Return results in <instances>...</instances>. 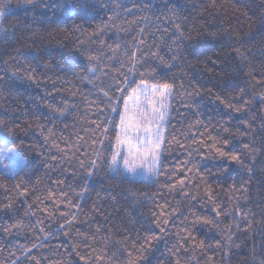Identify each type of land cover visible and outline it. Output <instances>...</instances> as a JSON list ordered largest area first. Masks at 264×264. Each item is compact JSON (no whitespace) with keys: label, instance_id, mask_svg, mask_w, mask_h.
<instances>
[{"label":"snow or ice","instance_id":"snow-or-ice-1","mask_svg":"<svg viewBox=\"0 0 264 264\" xmlns=\"http://www.w3.org/2000/svg\"><path fill=\"white\" fill-rule=\"evenodd\" d=\"M109 3L110 0H83V2L81 0H0V40L4 43L16 41V33L22 26L21 17L18 15L20 11L27 14L37 8H43L52 14V19L47 22L59 26L66 24L69 19H75L71 14L73 9L76 10V16L83 20L86 15H98L101 8L108 9ZM262 6H264V0H262ZM151 7L150 4L145 3L135 10L124 8L121 11L120 5L117 4L111 9L112 14L108 16V23L101 22L94 30V35H100L108 30L110 23L112 28L117 29V36L113 42L107 43L100 40L99 47L95 51L78 48L77 51L81 56L86 57L87 63L79 62L77 66L80 70L75 72L71 68L62 69L73 78L90 84L95 93L94 98L89 100L92 108L98 109L99 113L97 119L91 121L94 127L91 128L92 144L90 147L94 156H88V153H85V156H88L87 162L84 159L79 161L80 168L83 170V182L76 195L80 202L73 203L67 198L68 193L57 194L49 190L46 199H51L53 204L57 205L52 208L51 212L47 207H41L44 200L39 197L35 198L34 203H28L25 199L23 201L26 205L24 215L30 218L29 221L20 219L10 226H0V232L3 233H11L15 229L17 234L21 231L33 234V239L29 243L13 244L15 250H10V256L14 257L11 264H23L24 261L42 264L43 256L38 258L32 255L33 250L50 246L49 242L61 235L72 242V251L80 257L83 264H151L150 254L154 251L156 244L165 238L164 234L169 231L168 217L177 209L171 206L166 208L164 204H159L160 211H153L154 218L151 223L159 230V234L149 232L143 236L137 234L135 238L129 235L121 237L122 230L111 226L107 228L97 226L94 232L82 233L75 228V223L79 220L82 203L89 192V181L93 177L106 169L109 179L128 185L130 191L138 182V177L139 182L154 180L157 184L162 173L172 178L173 174L166 170L163 162V157L170 147V139L175 140L180 148H185L186 159L181 162L185 175L194 172L206 185L208 183L206 173L201 174L198 164L191 158L193 153L199 155L201 148L207 150L204 155H201L202 160L211 156L212 159L221 162L217 167L218 177H225L232 165L241 170L246 169L251 174L257 153L264 154V118L257 126L252 119L239 115L249 112L254 105L264 110V64L257 74L255 66L250 61L252 48L245 49V45H249L253 38L251 31L241 32L230 25H225L217 32L205 28L203 24L199 27L193 24L186 30L185 22L189 19L195 20V17H191V13L181 16L175 8H167L166 5L167 11L173 14L172 16L165 15L164 19L173 25L175 30L169 62L165 61L158 52L146 53L140 47L144 43L145 30L150 27L148 16L139 17L144 20V27H140L135 19L126 21L127 16L136 17L140 11L151 9ZM176 7L180 6L176 5ZM208 7L216 8L218 5L215 0H212ZM206 10L207 8L202 9L198 15L202 17ZM81 11L86 15H81ZM243 15L248 17L247 12ZM122 16L125 17L124 21L121 19ZM248 20L249 29H252L257 22L252 21L251 17H248ZM118 21L121 24L123 22L136 23L139 28L135 35L140 39L136 41L133 38L131 47L120 37L119 32L121 30L128 32V29L117 28ZM33 23H35V18ZM258 23L261 31L257 34V43L264 52V14H261ZM77 30L82 33L84 31L79 27L73 28V31ZM164 31L168 29L165 28ZM221 34L227 35L232 51L235 53V57L229 58L230 61L238 60V63H225L219 56H209L203 50V46L193 45L186 52L182 51L184 41H191L194 36L203 37L206 41H215ZM16 52L17 57L22 58L27 67L21 66L19 59L14 58L16 59L15 70L10 71L8 67L0 70V82H7V77L9 80H27L38 83L36 67L30 63L27 53L22 49H17ZM148 55L155 56L169 69L186 62L192 67L201 65L203 70L210 74V86L191 79L188 88H185L183 83L179 85L181 105L191 110L195 116L194 120L188 122L189 132L184 140H180L177 135L169 132V129L173 127L171 112L177 96L175 91L177 85L174 81L170 82L166 78L158 77L155 67L147 71L141 70V66L147 62ZM3 63L7 65L8 61ZM240 73L248 77V83L253 88L254 94L249 95L247 88L235 83ZM229 89L234 90L229 91ZM256 89H259L258 95L255 94ZM205 98L211 99L218 107L223 106L225 113L222 115L226 118L215 123L211 119L205 122L201 118L203 113L200 111V103ZM84 99L88 100V97ZM45 107L48 109L47 113L37 117L34 122H27L25 129H21L19 124L14 125L5 119H0V168L5 170L0 180L17 181L13 184L17 197L28 196L29 186L22 181L21 173L36 163L29 155L30 152L35 151V148L32 145H26L25 141L20 138L19 132L34 126L44 137L45 142H51L53 147L59 149L54 139L56 123H65L70 116L73 119L77 118L74 115L77 105L67 101H61L59 104L49 102L45 104ZM105 110L109 113L107 116L103 115ZM85 115L88 113L85 112ZM101 116H103L102 119ZM42 119L51 124V127L42 123ZM234 119L238 121L235 126L231 124ZM65 127H67L66 123ZM181 134H183V129ZM250 134L251 140L242 142L243 152L240 148L230 147L231 141L235 138L248 137ZM258 136L261 140L259 147L256 145ZM77 139L80 137L77 136ZM189 139L191 145L196 146L195 148L187 145ZM60 151L63 150L60 149ZM37 154L43 156L42 152ZM246 156L252 159V165L246 160ZM51 159L57 158L53 156ZM43 162L46 167L49 166L47 157ZM56 183L60 184L62 181H56ZM179 183L183 186L181 193L186 199H197L196 195L188 190L184 179H180ZM0 187L8 190L6 184L0 183ZM164 187H174V184H165ZM238 190L243 193L245 189ZM205 192L207 200L212 202V211L215 216L195 213L184 216L181 228L176 232L177 239L168 248L171 254L168 264H188L189 260H195V264H199V260L196 259L197 255H203L205 264H211L212 257L207 255L211 245L204 239H198L196 233L198 226L209 230L217 229L222 236V240L216 242L217 248L226 247L229 250L234 243V230L235 232L241 231V225L246 221L247 227H251L247 212H242L238 204H233L231 209H224L214 200L211 185L205 188ZM59 197H65V199L61 200ZM132 197L136 199L135 193H132ZM13 199L9 197L7 202H0V213L7 214L16 211ZM60 204L64 205V209L75 208L77 211H65L58 207ZM37 212L44 213L45 217L58 219L55 231L50 230V225L45 224L44 217H37ZM57 212H59V217L56 216ZM222 216H231L232 221L225 224L220 219ZM32 217L37 218L32 221ZM80 237L83 239H79ZM82 247L87 250L82 252ZM224 254L227 255V252ZM51 264H64V262L57 260L52 261ZM261 264H264V261Z\"/></svg>","mask_w":264,"mask_h":264},{"label":"trees","instance_id":"trees-1","mask_svg":"<svg viewBox=\"0 0 264 264\" xmlns=\"http://www.w3.org/2000/svg\"><path fill=\"white\" fill-rule=\"evenodd\" d=\"M215 2L218 5L216 8L208 7L212 0H110L109 8H101L98 15L87 16L81 11V15H86L83 20L76 16V10L73 9L71 14L75 19H69L66 24L59 26L47 22L52 19V14L43 8H37L27 14L23 11L18 13L21 17L22 26L16 33V41L4 43L0 40V70L4 67H8L10 71L15 70L16 59L14 58H18L16 50L22 49L27 53L30 63L36 67L38 83L27 80H9L7 77V82H0V119H5L14 125L19 124L21 129H25L27 122H34L37 117L47 113L46 103L59 104L61 101L77 105V111L74 113L77 118L73 119L70 116L65 122L67 127H65V123H56L54 139L59 145V149L53 147L51 142H45L44 137L34 126L19 132L20 138L25 141L26 145H32L35 148V151L30 152L29 155L36 163L21 173L22 181L29 186L27 197L16 196L13 184L17 181L0 180V183L6 184L8 188L6 191L0 187V202H7L9 197H12L16 209L15 212L0 213V226H10L20 219L29 221L30 218L24 215L26 205L23 201L25 199L28 203H34L35 198L39 197L44 200L41 207H47L51 212L52 208L57 207V205H54L51 199H46L49 190L57 194L60 192L68 193L67 198L71 199L73 203L80 202L76 195L83 182V170L80 168L79 161L84 159L87 162L88 156H94L90 147L92 144L91 128L94 127L91 121L96 120L99 113L98 109H93L89 103V100L95 96L92 86L87 82L73 78L72 75L62 71V69L71 68L75 72L80 70L77 66L79 62L87 63L86 57L81 56L77 51L78 48L95 51L99 47L100 40L107 43L113 42L117 36V29L112 28L110 23L108 30L100 35H94V30L101 22L108 23V16L112 14L111 9L117 4L120 5L121 11L124 8L135 10L145 3L152 6L151 9L140 11L136 17L127 16L126 21L135 19L140 27H144L145 22L139 17L148 16L150 18L148 21L150 27L145 30L144 43L140 47L146 53L158 52L165 61H169L172 54L170 47L175 39L174 26L164 19L165 15L172 16L173 14L167 11V8H175V11L181 16L191 13V17H195V20L189 19L185 22L186 30L191 28L193 24L197 27L203 24L205 28L217 32L225 25H230L241 32L251 31L253 38L249 45H245V49L252 48L250 61L259 74L261 66L264 64V52L257 43V34L261 31L258 22L261 14H264L262 0H215ZM176 5L180 7H176ZM205 8L207 10L200 17L198 13ZM245 12L248 13V17H251L252 21L257 22L252 29H249L248 17L243 15ZM34 18L35 23H33ZM121 19L124 21L125 17L122 16ZM74 27L83 29V33L78 30L73 31ZM117 28L128 29V32L121 30L119 35L130 47L133 38L139 41L140 37L135 35L139 31L136 23L123 22L121 24L118 21ZM165 28L168 31H164ZM193 45L203 46L207 55L219 56L225 63H238V60L230 61L229 59L235 57V53L232 51L231 42L225 34H221L215 41H206L203 37L194 36L191 41H184L182 51L186 52ZM18 59L21 66L27 67L22 58ZM4 61H8V64L4 65ZM153 67H155L158 77L166 78L170 82L174 81L177 85L175 89L177 96L171 112L173 127L169 129V132L177 135L180 140H184L189 132L188 122L194 120L195 116L191 110L181 105L179 85L183 83L184 87L188 88L191 79L194 82L198 81L200 84H209L210 86V74L203 70L201 65L192 67L188 66L186 62L169 69L165 64L160 63L155 56L148 55L147 62L141 66V70L147 71ZM235 83L240 87L247 88L249 95L254 94L253 88L248 83V77L243 73L237 76ZM232 90L234 89H229V91ZM71 93L76 94L72 95ZM255 94H259V89H256ZM86 96L88 100L84 99ZM200 111L203 113L201 118L205 122L211 119L215 123L226 118L222 115L225 113L223 106L218 107L215 102L208 98L200 103ZM85 112L88 115H85ZM108 114L105 110L103 115L107 116ZM239 115L247 116L259 126L260 120L264 118V110L258 105H254L249 112ZM102 118L103 116H101ZM41 122L51 127V124H48L46 120L42 119ZM237 123L238 121L235 119L231 121L233 126ZM182 129L183 134H181ZM77 136L80 139H77ZM251 138V134L248 137H237L231 141L230 147L240 148L243 152L242 142H248ZM260 144L261 140L258 136L257 147ZM187 145L192 148L196 147L191 145L190 139ZM77 146H79V150H77ZM206 151V148H201L200 154L193 153L191 158L198 164L200 173H206L207 185L201 182L199 176L195 175L194 172L185 175L181 167V162L186 159L185 148H180L176 141L171 139L169 150L165 153L163 162L166 170L173 174L172 178L162 173L158 184L154 181L139 182L137 180L135 187L130 191L128 185L109 179L107 170L104 169L89 181V192L82 203L79 220L75 223V228L82 233H87L94 232L97 226L104 228L111 226L114 229L122 230L121 237L129 235L132 238H135L137 234L143 236L149 232L159 234V230L151 223L154 218L153 211H160L159 204H164L166 208L171 206L177 211L168 217L169 224L167 227L169 231L164 234L165 238L156 244L149 257L151 264H168L171 258L168 248L177 239L176 232L180 230L184 216L190 213L215 216L212 211V202L207 200L205 192V188L211 185L214 200L222 208L231 209L233 204H238L242 212H247L248 221L251 222L250 228L247 227L246 221L241 225V231L235 232L234 230V243L230 250L226 247L217 248L216 242L222 240L217 229L209 230L205 227H197L198 239H204L206 243L211 245L207 251V255L212 257L211 264H261L264 261V154L257 153L251 174L246 169L241 170L232 165L225 177H218L216 172L221 162L212 159L211 156L202 160L201 155H204ZM40 152L43 153V156L37 154ZM85 153H88V156H85ZM53 156L57 159L52 160L51 157ZM45 157H47L48 167L43 162ZM245 158L250 165L253 164L250 157L246 156ZM3 175L4 173L0 171V177ZM180 179L185 180L188 190L196 195V200L186 199L182 195L183 186L179 183ZM56 181H62V183L57 184ZM165 184H174V187H164ZM241 188L245 189L243 193L238 190ZM132 193L136 195L135 200ZM59 199L63 200L65 197H59ZM58 207L64 209L63 204L58 205ZM64 210L77 211L75 208ZM56 216L59 217V212L56 213ZM37 217H44L45 224L50 225L52 231H55L58 226V219L50 216L45 217V214L41 212H37ZM37 217H32L31 220L34 221ZM220 219L225 224L232 221L231 216H222ZM32 239L33 234L31 232L21 231L17 234L15 229L11 233L0 232V262L11 264L14 257L10 256V250H15L13 244H27ZM79 239H83V237ZM49 243L50 246L35 249L32 253L38 258L43 256L42 264H51L52 261L57 260H62L64 264H83L80 257L72 251V242L68 238L61 235ZM85 250L87 249L81 248L82 252ZM225 252L227 255L224 254ZM196 259L199 260V264H205L203 255H197ZM23 264H33V262L24 261ZM188 264H195V260H189Z\"/></svg>","mask_w":264,"mask_h":264},{"label":"rangeland","instance_id":"rangeland-1","mask_svg":"<svg viewBox=\"0 0 264 264\" xmlns=\"http://www.w3.org/2000/svg\"><path fill=\"white\" fill-rule=\"evenodd\" d=\"M0 171L3 172V173L5 172V170H4L3 168H0ZM139 179H140V178L138 177L137 180H139ZM148 181H154V180H148ZM148 181H147V182H148Z\"/></svg>","mask_w":264,"mask_h":264}]
</instances>
